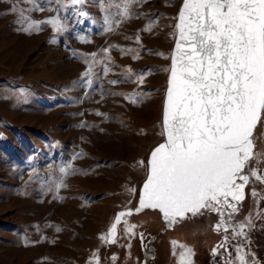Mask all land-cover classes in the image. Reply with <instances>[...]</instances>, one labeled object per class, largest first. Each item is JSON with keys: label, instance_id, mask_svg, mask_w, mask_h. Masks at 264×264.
Instances as JSON below:
<instances>
[{"label": "rangeland", "instance_id": "obj_1", "mask_svg": "<svg viewBox=\"0 0 264 264\" xmlns=\"http://www.w3.org/2000/svg\"><path fill=\"white\" fill-rule=\"evenodd\" d=\"M181 2L0 0V264H178L181 245L192 264H240L242 254L264 264V180L255 176L242 201L229 197L238 209L230 221L205 210L170 226L158 209L136 211L147 162L164 140ZM57 17L66 30H18ZM90 65L89 87L82 73ZM253 142L264 154V122ZM252 169L264 177V157L244 174ZM129 211L116 242L102 239ZM240 225L244 234L233 235Z\"/></svg>", "mask_w": 264, "mask_h": 264}, {"label": "snow or ice", "instance_id": "obj_2", "mask_svg": "<svg viewBox=\"0 0 264 264\" xmlns=\"http://www.w3.org/2000/svg\"><path fill=\"white\" fill-rule=\"evenodd\" d=\"M26 2L35 4V0ZM56 2L63 5L65 0ZM83 2L67 0L71 5ZM130 2L135 0H125L126 5ZM11 11H16L15 6ZM127 12L125 7L123 15ZM175 19L177 39L166 69L169 79L160 133L164 140L147 162L136 211L158 209L170 226L177 218L205 210L221 212L230 221L244 199L250 175L264 180L256 169L244 174L253 158L264 157L254 151L253 142L254 129L264 122V0H183ZM41 24H51L56 32L66 30L58 17L30 21L18 30L39 32ZM91 74L90 65L82 73L89 87ZM139 81L143 82L142 76ZM138 163L144 167L143 161ZM225 206L231 212L223 213ZM130 214L119 213L101 238L115 243L117 224ZM133 227L126 231L132 233ZM216 227L219 230L221 225ZM243 227L233 230V235H243ZM180 247L184 250L178 264H192V250ZM238 259L247 264L243 254Z\"/></svg>", "mask_w": 264, "mask_h": 264}, {"label": "water", "instance_id": "obj_3", "mask_svg": "<svg viewBox=\"0 0 264 264\" xmlns=\"http://www.w3.org/2000/svg\"><path fill=\"white\" fill-rule=\"evenodd\" d=\"M182 2H183V0H182ZM182 2H181V5H182ZM181 5H180V7H181ZM179 10H180V8H179ZM176 23H177V20H176ZM176 39H177V34L175 35V39H174V42H173L171 54H172V52H173V50L175 48ZM170 65H171V59H170ZM170 65H169V67H170ZM168 79H169V72H168V78H167V86H166V89H165V92H164L163 107H164V102H165V98H166V90H167V87H168ZM162 116H163V108H162Z\"/></svg>", "mask_w": 264, "mask_h": 264}]
</instances>
